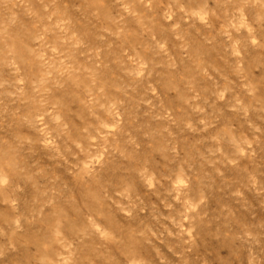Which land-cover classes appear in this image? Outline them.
Masks as SVG:
<instances>
[{
	"label": "rangeland",
	"instance_id": "374dc122",
	"mask_svg": "<svg viewBox=\"0 0 264 264\" xmlns=\"http://www.w3.org/2000/svg\"><path fill=\"white\" fill-rule=\"evenodd\" d=\"M0 264H264V0H0Z\"/></svg>",
	"mask_w": 264,
	"mask_h": 264
}]
</instances>
